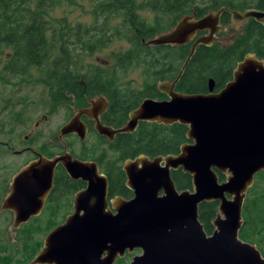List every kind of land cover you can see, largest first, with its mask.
I'll return each instance as SVG.
<instances>
[{
  "label": "water",
  "instance_id": "water-1",
  "mask_svg": "<svg viewBox=\"0 0 264 264\" xmlns=\"http://www.w3.org/2000/svg\"><path fill=\"white\" fill-rule=\"evenodd\" d=\"M224 13L230 15L231 24L227 26L220 24ZM248 20L264 25V11L240 12L221 7L199 17L184 15L170 29L144 42L152 47H175L193 41L175 81L158 84V90L169 100L145 99L120 129L97 124L96 130L111 140L117 133L134 131L139 121L179 123L188 127L186 139L191 144H183L174 156H160L152 161L144 156L126 160L123 169L134 198L115 199L112 208L116 215L106 206L101 216L90 209L83 231H72L80 222L69 216L64 225L48 235L44 249L29 264H60V253L71 256L80 248L85 257L91 256L101 244H109V264L117 254L134 249H141L142 253L129 264H264L257 247L239 238L247 191L253 186L254 177L264 171V62L253 54L246 55L233 71V80L216 94L212 93V80L208 94L173 92L198 46L214 45L220 33ZM197 31L206 34L195 38ZM79 123L71 118L60 128L59 137L77 133L83 140L86 127L77 128ZM59 163L70 178L88 183L84 191L76 194L75 202L105 203L106 182L100 181L96 167V175L91 177L86 174L87 164L72 159L68 153L51 159L38 156L13 176L11 191L1 205V209L14 213L15 228L39 213ZM179 167L191 176L192 191L178 193L174 188L168 171ZM217 173L224 175L225 180L219 182ZM38 188L41 192L35 191ZM161 188L164 194L159 197ZM208 202L218 203L211 235L204 232L198 220V206Z\"/></svg>",
  "mask_w": 264,
  "mask_h": 264
},
{
  "label": "trees",
  "instance_id": "trees-1",
  "mask_svg": "<svg viewBox=\"0 0 264 264\" xmlns=\"http://www.w3.org/2000/svg\"><path fill=\"white\" fill-rule=\"evenodd\" d=\"M60 1L0 0V49L12 50L11 57L0 70V79L6 82L10 78L25 79L32 68L36 69L48 89L53 107L63 105L72 97L70 95L79 98L83 92L106 93L113 100V108L116 102L121 103V109L116 114L120 120L116 124L123 122L126 112L136 107L135 93L120 88V83L124 81L122 77L129 69L142 67L144 81L153 89L156 81L174 78L188 54V45L152 47L144 43L146 40L170 29L184 15L199 17L221 7L240 12L246 9L264 11V0H103L94 6L93 25L72 26L65 19L57 21V24L48 20L49 13ZM138 10L151 13L152 25L138 17ZM228 16L226 13L221 16L222 24L228 22ZM116 20L118 23L112 25ZM118 39H125L132 46L112 53L113 64L108 66V70L89 66L81 73L79 69L82 66L78 64L81 54L90 56ZM247 53H254L264 60V25L253 20H249L235 43L223 50L218 45L199 46L176 90L185 94H202L206 92L210 78L217 83L216 89H220L231 79L236 63ZM116 70H119V75H116ZM118 76L121 79L117 82L115 77ZM151 93L153 98H164L154 89ZM113 121L111 118L110 122ZM186 133L187 127L177 123L171 126H141L136 135L124 139L123 146L117 144L115 148L122 159L137 154H175L179 146L186 142ZM118 142L120 138L115 143ZM218 177L223 181L221 174ZM174 181L179 189L191 188L189 177ZM217 207V202L199 206V221L207 235L213 231L212 222L216 218ZM242 218L239 238L255 245L264 256V171L255 177L253 186L247 191ZM1 260L5 261L3 257H0V264L4 263Z\"/></svg>",
  "mask_w": 264,
  "mask_h": 264
},
{
  "label": "flooded vegetation",
  "instance_id": "flooded-vegetation-1",
  "mask_svg": "<svg viewBox=\"0 0 264 264\" xmlns=\"http://www.w3.org/2000/svg\"><path fill=\"white\" fill-rule=\"evenodd\" d=\"M248 22H249V20L244 23L245 27L248 24ZM220 24L222 26H227V25L231 24L230 15L228 16V22L227 23L222 24L221 20H220ZM242 33H240L239 35H241ZM204 34H206V31H203V32L197 31L195 38H197L201 35H204ZM217 37H218V39H220V34ZM233 38L234 37H231V39H230L231 41H228L226 44H224L223 46H220L219 48L221 50H223L226 47L233 45L235 43V40L237 37H235L234 39ZM192 43H193V41L184 45V46H187V45L189 46L188 53H189V49H190V46L192 45ZM216 44H217V42L214 45H216ZM212 46H210V47H212ZM9 53L10 54L5 56L4 59L0 56V58L3 59V61H1V59H0V70H2L5 62L11 57L12 51H10ZM248 54H253L255 56L254 53H247L244 56H242V58L236 63L235 67L232 70L231 79L229 81H227L223 87H221L220 89H216L217 83L215 82L214 79L210 78L207 81L206 92H204L202 94H208L209 93V81L210 80L213 81L212 93L216 94V93L220 92L225 87V85L227 83H229L230 81L233 80V71L235 70L237 64L240 61H242L243 58ZM187 55H186V57H187ZM186 57H185V59H186ZM255 58H257V57L255 56ZM185 59L183 60V63H184ZM257 59L262 60L264 62L263 59H259V58H257ZM190 60H189V62H190ZM183 63H182V65H183ZM182 65H181V67H182ZM181 67H180L179 72L177 73V75L174 78H172V77L164 78L163 80L156 81L154 83L153 89L157 93H159L160 96L162 95L164 97V98H160V99L152 97L153 94L151 92L153 91V89H150L149 88L150 85L145 83L146 80L144 81V76H143L144 69L142 67H137L140 70H142V72H141L142 73V85L141 86H135V87L132 86L133 81H131V80H126V81H123L120 83L121 89H125V90H127V92L133 91L135 93L133 96L136 98V107L126 112L125 120L121 123L116 124V121L120 120L119 117L116 116V114L121 109L120 108L121 103L116 102L115 108H113L114 107L112 104L113 100L108 96V94H106V93H91L90 94V93L83 92L82 95L79 96V98H76L73 95H70L72 97L69 96L70 99L63 103L64 105L70 104V107L72 110V115L69 117V119L66 121V123L71 118L78 119V121L80 123L77 124V128H81V126L86 127V131H85L83 140L80 139V137L78 136L77 133H72V134H69V135H66V136H63L60 138L59 137V130L64 125L63 124L58 129L57 135L54 136L53 140H50L48 148L46 149L47 152H42L39 149L35 150L34 148H32L33 145L27 146L22 151H12L11 150L12 154H14V155H20L22 153H26V154L31 155L30 158H28V160L25 163H23V165H21V167L18 168V170L11 176V179L8 183L6 181L2 182V189L0 190V213L1 214H8L11 217L10 223L8 225V232L13 234L14 237L9 239V243L12 245L19 243L24 248H29L31 251V253H30L31 258H29L26 262H24L22 264H29L35 258V256L44 249L45 240L47 239L48 235L51 234L54 230H56L58 227L64 225V223L66 222V220L69 216H75L77 221L80 222V226L77 229H74L75 227H73L72 229H74V230H72V231L73 232L83 231L86 228L85 224L87 223V221L85 219L88 217V213L91 214V212L89 211L90 209H95L96 211H93V213L95 212V214L101 216V215H103L104 207L106 206L107 210L109 212H111L112 215H116L117 212L115 210H113V208H112V202L115 199H121L123 201L132 200L134 198V192H133V190H131L127 186L128 177H127L126 171L123 169L124 162L126 160H134L135 158H137L139 156H144L148 160L152 161L154 158L160 157V156H162V157L169 156V155L174 156V155L179 154V149L183 144H185V143L191 144V141L186 139V142H184L183 144H181L179 146L178 152L175 154L170 153V154H164V155H158V156L157 155L152 156V155H147V154H137L135 156L122 159L120 157L119 152L116 151L115 147H117V144H119L120 146H123V143H124L123 140L124 139H131L132 136H134L138 133V130L141 128V126H144V128H147L150 125L171 126L173 124L162 125V124L150 123V122H145V121H139L137 123V126L134 129V131L126 132V133H117L113 136V138L111 140L109 139L108 136L99 135L97 130H96L97 124H100L104 127H108L112 130L120 129L129 120V114L133 110L137 109L145 99H152V100H157V101L169 100L166 94H164L158 90V84L166 82L169 85V84L173 83L175 81V79L177 78V76L179 75V73L181 71ZM107 68H109V67L105 66L102 69H107ZM185 68H184V70H185ZM132 69L133 68L129 69L126 74H128ZM184 70L182 71L181 75L178 77V80L174 85L173 92H179L176 90V85L179 82ZM119 73H120L119 70H116V75H119ZM124 77H122V79H124ZM120 79H121L120 76H118V78L115 77V81H117V82ZM78 83L82 84L81 81H79ZM140 93H143V94L140 96ZM179 93H182V92H179ZM93 94H95V95H93ZM183 94H185V93H183ZM197 94H201V93H197ZM91 95H93V96H91ZM89 96H91V97L88 98ZM83 111H87V113L84 114V113H82ZM111 118L114 119L113 123L110 122ZM43 119H47V116H43ZM174 124H176V123H174ZM177 124H179V123H177ZM38 126H39V122H37L34 125V129L31 131L32 139H36V137L33 136V132H34L35 128H37ZM187 132H188V127H187ZM88 134H94L96 136L98 142L90 145L89 147L82 145L79 149H77V151H75L74 147H72L70 145V143H67L65 141V139H67L69 137H74L79 142H84L86 139V136ZM118 138H120V142L115 143ZM25 139H27V137H25ZM10 143H11V140L10 141L7 140L6 142H0V147L1 146L4 147V149H5L4 151L8 152L11 149ZM65 153L70 154L72 159L77 160L83 164H87L88 170H87L86 174L91 176V177L93 175H96L95 171H94L95 170L94 167H96L97 175L99 176V178H101L100 181H102L104 179L106 182L105 203L104 202H99V203L79 202V203H77V201L75 202L76 194L81 192V191H84L87 188L88 183L83 181L80 178H78V179L70 178V176L67 174L66 170L59 163V164H57V166L54 170L52 185H51L50 189L48 190V192L44 198L43 205H42L39 213L37 215L30 216L28 221H26L25 223H21L18 227L15 228L14 227V213L9 209H1L2 202L4 201L5 197L11 191L10 190V184L12 182L13 176L22 167L27 165L30 161L36 159L38 156H43V157L51 159V158L56 157V156H61ZM161 166L163 167L164 163H161ZM168 176H169L170 180L172 181L174 188L176 189V191L178 193L183 192V191H187V190L192 191V178L188 172H183V169L181 167L174 169V170L169 169ZM217 176H218V173H217ZM222 176L224 177V179H223V181H224L225 176L224 175H222ZM187 177H189L191 180V182H190L191 188L179 189L175 185L174 179H186ZM255 177H254V180H255ZM218 180H219V177H218ZM219 182H221V181L219 180ZM35 191L41 192V190L39 188L36 189ZM163 194H164V190L161 188L159 193H158V196L160 197ZM208 203H210V202H208ZM199 206H198V210H199ZM198 220H199V215H198ZM213 230H214V228H213ZM36 235H40L39 240H35L34 236H36ZM95 242H98L97 237L95 238ZM77 248H79V247H77ZM108 248H109V244L97 245L94 253L91 256L86 255V257L84 256L85 253L83 251L84 249H82V248H80L79 250L76 249L77 251H76L75 255H71V256H67V254L64 255V254L60 253V255L58 254L59 258L57 259V261L60 264L63 262L66 264H109ZM136 251H137V254L132 255V253L136 252ZM141 253H142L141 249H134L131 253H129L126 250L123 252V255L117 254L116 257L114 258L112 264H129L134 256H138ZM68 255H70V254H68ZM42 264H45V263H42ZM53 264H57V263L54 262Z\"/></svg>",
  "mask_w": 264,
  "mask_h": 264
},
{
  "label": "rangeland",
  "instance_id": "rangeland-1",
  "mask_svg": "<svg viewBox=\"0 0 264 264\" xmlns=\"http://www.w3.org/2000/svg\"><path fill=\"white\" fill-rule=\"evenodd\" d=\"M98 1L103 0H61L49 13L48 20L54 24L57 21L65 19L72 26L81 24L82 26L93 25V10ZM140 2L141 0H135ZM141 20H144L148 25H152L153 16L147 10H138L136 12ZM118 20L112 22L116 25ZM245 24H236L228 28L225 32L220 33V39L217 44L219 47L231 41V37H237L243 32ZM233 38V39H234ZM132 46L125 39L114 40L111 45L96 53L88 56L81 54L79 56L77 69L83 74L89 66H97L103 68L113 64L112 53L125 51ZM11 49H0V56L4 59L10 54ZM1 59V61H3ZM142 70L137 67L125 74L124 81H133L132 86L142 85ZM25 79L10 78L7 82L0 79V142L11 140V149L5 152L4 147H0V190L2 182L10 181L11 176L18 168L25 163L30 154L22 153L20 155L12 154V151H22L27 146H32L35 150L39 149L42 152H47L50 140H53L57 135L58 129L66 123L72 115L70 104H59L53 107L49 101L48 89L41 82L39 72L32 68ZM95 95V94H93ZM91 95V96H93ZM89 96L88 98H90ZM47 116V119H43ZM39 122V126L35 128L32 139L31 131L34 125ZM27 137V139H25ZM33 141V142H32ZM74 147L75 151L82 145L89 147L97 143V138L94 134H88L84 142H79L74 137L65 139ZM11 217L8 214L0 213V257L2 264H22L31 258L29 248H24L21 244L12 245L9 239L14 235L8 232V225ZM35 240H39L40 235L34 236ZM42 240V239H41ZM133 252L132 255H136Z\"/></svg>",
  "mask_w": 264,
  "mask_h": 264
}]
</instances>
